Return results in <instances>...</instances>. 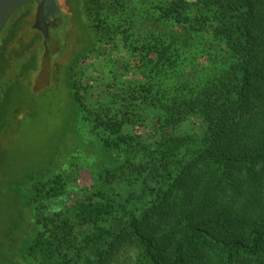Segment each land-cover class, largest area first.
I'll return each instance as SVG.
<instances>
[{"label": "trees", "instance_id": "trees-1", "mask_svg": "<svg viewBox=\"0 0 264 264\" xmlns=\"http://www.w3.org/2000/svg\"><path fill=\"white\" fill-rule=\"evenodd\" d=\"M75 1L92 44L67 72L69 166L92 159L89 183L59 161L8 180L0 264H115L124 247L132 264H264V0ZM33 9L0 34V87L22 67L8 100L37 68Z\"/></svg>", "mask_w": 264, "mask_h": 264}, {"label": "rangeland", "instance_id": "rangeland-1", "mask_svg": "<svg viewBox=\"0 0 264 264\" xmlns=\"http://www.w3.org/2000/svg\"><path fill=\"white\" fill-rule=\"evenodd\" d=\"M56 3L60 9L69 12L68 15L71 16L72 21L63 39L65 42V37L69 38L67 46H65L66 42L64 43L66 51L52 58L49 77L45 76L43 80L37 78L45 51L44 45L42 47L44 42L42 39L37 51L36 70L30 71L29 76L20 78L18 85L10 93L9 100L5 96L7 85L18 80L22 67L9 69L1 81L0 99L3 101L4 109L2 108L1 112H4V125L0 131V154H3L5 158L0 160V236L4 232V227L8 225L7 222L12 221L16 213L8 180L15 176H23L27 172L50 169L53 162L59 161L56 168L63 172L72 171V174L68 175H71L70 179L77 186L89 183L85 171L86 164L91 165L92 159L82 157L83 159L78 160L81 163L78 168L69 166L76 161L71 158V151H74L76 146L83 147L84 141L80 139L77 132L69 133L77 124L73 122V105L68 93L67 72L75 57L88 51L92 44L91 33L86 27L81 11L77 9L75 0L68 2L56 0ZM19 13L21 9L16 12V15ZM35 17L36 9L34 8L29 17L30 25L34 23ZM99 64L101 66L97 67L100 69H107L106 64H109V67L112 66L106 60L99 61ZM36 84L39 88L34 90ZM86 158L89 159L86 160ZM58 201L59 204L52 202V206L57 207L63 204L65 198ZM131 259L132 249L124 247L115 256V264H132Z\"/></svg>", "mask_w": 264, "mask_h": 264}, {"label": "water", "instance_id": "water-1", "mask_svg": "<svg viewBox=\"0 0 264 264\" xmlns=\"http://www.w3.org/2000/svg\"><path fill=\"white\" fill-rule=\"evenodd\" d=\"M33 3L36 18L33 28L41 31L44 37L45 51L41 58L40 72L37 78L49 77L51 60L64 46L63 36L69 22V15L63 12L56 0H0V34L8 19L20 7ZM53 17V20H50ZM39 88L36 84L34 90Z\"/></svg>", "mask_w": 264, "mask_h": 264}, {"label": "flooded vegetation", "instance_id": "flooded-vegetation-1", "mask_svg": "<svg viewBox=\"0 0 264 264\" xmlns=\"http://www.w3.org/2000/svg\"><path fill=\"white\" fill-rule=\"evenodd\" d=\"M36 18V17H35ZM50 20H53V17H50ZM63 39H64V36H63Z\"/></svg>", "mask_w": 264, "mask_h": 264}]
</instances>
